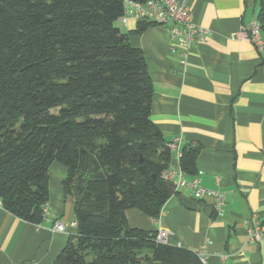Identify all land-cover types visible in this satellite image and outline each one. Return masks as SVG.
Segmentation results:
<instances>
[{
    "label": "trees",
    "instance_id": "1",
    "mask_svg": "<svg viewBox=\"0 0 264 264\" xmlns=\"http://www.w3.org/2000/svg\"><path fill=\"white\" fill-rule=\"evenodd\" d=\"M125 1L0 0V202L40 225L58 162L77 234L53 264H204L127 221L130 209L161 217L173 153L151 120L144 54L116 25ZM259 23L264 32V0ZM198 153L182 150L185 174Z\"/></svg>",
    "mask_w": 264,
    "mask_h": 264
},
{
    "label": "crops",
    "instance_id": "2",
    "mask_svg": "<svg viewBox=\"0 0 264 264\" xmlns=\"http://www.w3.org/2000/svg\"><path fill=\"white\" fill-rule=\"evenodd\" d=\"M194 22L207 30L187 59L169 49V34L132 18L116 22L129 42L141 49L153 82L151 120L167 142L181 149H199L196 173L209 191L227 195L222 216L214 199L201 210L189 209L177 191L154 220L137 209L126 211L131 228L165 230L168 244L203 254L206 264H264V243L248 242L247 222H264V42L257 48L244 36L259 23V0H187ZM264 41V32H262ZM171 166L180 168L172 159ZM169 165V166H170ZM67 169L55 162L49 169V202L40 225L17 218L0 206V264H53L77 234L74 205L63 190ZM196 200V199H195ZM211 207L212 212L204 208ZM64 221V233L53 230Z\"/></svg>",
    "mask_w": 264,
    "mask_h": 264
},
{
    "label": "built area",
    "instance_id": "3",
    "mask_svg": "<svg viewBox=\"0 0 264 264\" xmlns=\"http://www.w3.org/2000/svg\"><path fill=\"white\" fill-rule=\"evenodd\" d=\"M132 17L139 23H147L153 26L164 28L169 34V49L173 53L177 50L181 52L183 62L191 49L197 43L204 42L207 30L194 22L193 13L187 0H126L125 15L123 18ZM244 36L250 40L257 48L263 45L262 30L260 24L253 26L245 31ZM173 153V158L179 164L182 158V149L178 140L169 143ZM162 179L167 183L176 185L177 191H190L192 196L198 201L209 196L214 199V208L218 216L223 215L227 195L223 191H209L199 185L198 180H187L184 171L181 168L169 166L162 173ZM199 202V201H198ZM0 206L2 204L0 202ZM77 228V223L72 224ZM67 225L63 221L54 223L55 232L64 233L67 231ZM248 242L252 244L264 243V222L256 218L247 222ZM156 242L159 244H168V233L160 230L156 235ZM201 261L206 264L203 254H198Z\"/></svg>",
    "mask_w": 264,
    "mask_h": 264
},
{
    "label": "water",
    "instance_id": "4",
    "mask_svg": "<svg viewBox=\"0 0 264 264\" xmlns=\"http://www.w3.org/2000/svg\"><path fill=\"white\" fill-rule=\"evenodd\" d=\"M167 187L169 189V192H170L171 196L174 195L177 192V188H176V185L175 184H173V183H167ZM183 200L187 204V206H188L189 209H192V210H201L204 207V203L198 202L195 199L184 198ZM212 210L213 209L211 207L204 208V211L205 212H212Z\"/></svg>",
    "mask_w": 264,
    "mask_h": 264
},
{
    "label": "rangeland",
    "instance_id": "5",
    "mask_svg": "<svg viewBox=\"0 0 264 264\" xmlns=\"http://www.w3.org/2000/svg\"><path fill=\"white\" fill-rule=\"evenodd\" d=\"M67 200H68L69 203L73 204L71 197H67Z\"/></svg>",
    "mask_w": 264,
    "mask_h": 264
}]
</instances>
